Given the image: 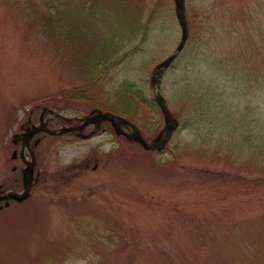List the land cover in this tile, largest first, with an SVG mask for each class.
Listing matches in <instances>:
<instances>
[{"label":"rangeland","instance_id":"374dc122","mask_svg":"<svg viewBox=\"0 0 264 264\" xmlns=\"http://www.w3.org/2000/svg\"><path fill=\"white\" fill-rule=\"evenodd\" d=\"M185 4L160 87L179 123L165 148L107 124L39 136L29 198L0 209V264H264V0ZM180 35L172 0H0V184L43 108L100 109L155 138L149 80Z\"/></svg>","mask_w":264,"mask_h":264},{"label":"water","instance_id":"95a60500","mask_svg":"<svg viewBox=\"0 0 264 264\" xmlns=\"http://www.w3.org/2000/svg\"><path fill=\"white\" fill-rule=\"evenodd\" d=\"M174 2V12H175V17L177 19L178 25L181 30V39L177 47L174 49V51L167 57L165 58L161 63L156 65V67L153 69L150 80H149V87L150 90L152 91V99L158 107L160 108L162 114H163V120H164V128L162 131L159 133V135L154 138L151 142L146 143L144 139L142 138L139 130L137 127L134 125L130 124L127 120L113 116L109 113H102L99 110H93L91 112V115L86 118L85 123L83 124L82 127H84L87 124L93 123L95 124L96 127L99 126V124L102 121H109L112 124V127L115 128L117 131V128L120 126L122 127H130L131 128V133L130 134H125L127 140L131 142H136L139 145H141L145 150H157L161 151L167 141L169 140L171 133L173 130H175L178 126L177 120L172 116V114L169 112L164 98L160 94V84H161V79H162V74L163 72L170 66V64L173 62V60L176 58V56L179 54V52L182 50L188 32H187V27H186V19H185V14H184V0H173ZM45 112H51L50 110L44 108L42 111V114ZM45 131L50 135L53 134H62L65 132H68L69 129H63L60 131H50L45 129L42 125L40 127H34L32 126L31 129L27 128L24 130V133H20L17 135H13L12 137V143L17 144L18 142H22V145L25 146L28 141L37 133ZM95 132V131H93ZM92 132V133H93ZM90 136V135H88ZM87 137V136H85ZM84 137V138H85ZM30 156H31V162H26V168L22 170V176H23V184H24V190L20 194L13 193L12 191H8L5 193V196L1 197L0 200L5 199V200H15L17 202H22L29 196V184L30 181L32 180L31 175L33 172V167L35 164V160L33 157V154L30 150ZM15 155L13 154L12 158H14ZM22 157V155H21Z\"/></svg>","mask_w":264,"mask_h":264},{"label":"flooded vegetation","instance_id":"af4514ba","mask_svg":"<svg viewBox=\"0 0 264 264\" xmlns=\"http://www.w3.org/2000/svg\"><path fill=\"white\" fill-rule=\"evenodd\" d=\"M88 115V114H87ZM85 115L84 117H64L56 112H54V114H51V113H44L42 114V111L40 112V114L38 115L37 119L34 117V119L32 117H29V119H27V124H23L21 126V129L22 130H25L27 127H31L32 125H36V126H39V125H42L44 126L45 129H49V130H56L60 127H65L67 129H72L70 130V132L68 134H65V135H61V136H53V137H62L64 136L65 138H68V139H78V137H75L74 134L76 133H82V134H85L86 132L87 133H90L93 129V125L92 124H89L85 127H83V129H81L80 127L83 125V122H84V118L87 116ZM105 124H108L107 122H103L101 124V131H104V127L103 125ZM109 125V124H108ZM110 126V125H109ZM79 128V130H78ZM108 131L111 132L110 128L108 127ZM48 134H46L45 132H41L39 134H37L36 136H34L31 141H29L28 145L31 147H34L33 142L35 140H39L40 137L39 136H47ZM48 136H51V135H48ZM121 138L122 140L124 139L123 137H119ZM124 141V140H123ZM35 148L34 147V156H35ZM20 150H21V147H20ZM28 150H25L24 153H23V157L25 159H28L29 156H28ZM20 159V158H19ZM23 167L25 166V164L23 163V161L20 159ZM22 169V168H21ZM21 169H19V173H17V178L14 179V183H11L10 181H8L6 184L2 183L0 185L1 186V189L4 190V189H14V190H17V187H21L20 190H22V178H21ZM14 171H16L17 169L14 168L12 169ZM13 171V172H14ZM15 173V174H16ZM20 190H17V191H20ZM4 202H1V205L3 204Z\"/></svg>","mask_w":264,"mask_h":264},{"label":"bare ground","instance_id":"6f19581e","mask_svg":"<svg viewBox=\"0 0 264 264\" xmlns=\"http://www.w3.org/2000/svg\"><path fill=\"white\" fill-rule=\"evenodd\" d=\"M184 14H185V12H184ZM185 15H186V14H185ZM186 27H187V26H186ZM187 32H188V27H187ZM186 39H188V35H187V38H186ZM161 82H162V80H161ZM160 87H161V85H160ZM151 92H152V91H151ZM160 94H161V88H160ZM151 95H152V93H151ZM152 96H153V95H152ZM161 96H162V94H161ZM162 97H163V96H162ZM163 98H164V97H163ZM164 100H165V98H164ZM165 103H167L166 100H165ZM160 113H161V115H162V119H163V114H162L161 110H160ZM177 122H178V120H177ZM178 125H179V123H178ZM163 128H164V120H163ZM163 128H162V129H163ZM96 133H97V132H95L94 135H96Z\"/></svg>","mask_w":264,"mask_h":264}]
</instances>
